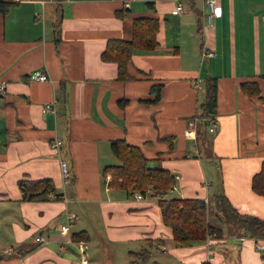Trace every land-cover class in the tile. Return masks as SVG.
I'll use <instances>...</instances> for the list:
<instances>
[{"label":"crops","instance_id":"crops-1","mask_svg":"<svg viewBox=\"0 0 264 264\" xmlns=\"http://www.w3.org/2000/svg\"><path fill=\"white\" fill-rule=\"evenodd\" d=\"M182 1L186 13L177 12L178 0H130L129 8L124 0H17L0 9V264H83L59 231L66 222L71 236L85 233L87 264H116V249L107 254L116 243L126 252L149 247L154 264H264V238L211 211L222 237L174 242L156 196L138 198L103 176L105 165L120 162L111 141L124 137L150 166L178 175L169 197L204 199L212 209L225 196L264 219V195L251 187L264 160V100L241 87L258 81L264 96V0H219L223 14L211 24L205 0ZM138 16L159 19V45L136 51L129 70L138 78L121 81L102 52L109 39L131 38ZM204 48L215 54L202 58ZM36 68L50 79L30 80ZM209 76L218 82L217 128L200 119L193 139L187 122L200 114ZM156 83L161 97L150 101ZM54 98L56 110L43 112ZM24 177L52 178L63 197L22 200Z\"/></svg>","mask_w":264,"mask_h":264},{"label":"trees","instance_id":"trees-1","mask_svg":"<svg viewBox=\"0 0 264 264\" xmlns=\"http://www.w3.org/2000/svg\"><path fill=\"white\" fill-rule=\"evenodd\" d=\"M11 1L0 2L2 11ZM160 21L157 17L138 16L133 20V34L129 39L112 38L107 41L102 52L105 61H113L118 66L117 79L127 81L138 78L130 72L129 66L133 54L140 51H149L159 45L157 33ZM162 83L153 84L151 92L155 94L157 101L161 97ZM241 87L250 95H261L258 81L247 80L241 83ZM204 97L200 103V118L203 123L209 125L206 119L217 112L218 82L214 76L204 79ZM201 121V120H200ZM111 149L119 159L118 163L107 164L103 167L104 178L111 176L109 185L119 187L129 193H149L159 197L163 222L172 229L173 240L176 243H193L204 241L208 236L220 238L223 236L221 227L209 220L210 204L200 198L169 197V190L176 183L175 174L171 170L162 167H152L148 164L149 158L144 154L141 146L130 143L126 138H116L111 141ZM22 200L57 199L63 197V193L56 188L52 178H28L18 180ZM251 187L254 192L264 195V160L260 169L256 171L251 179ZM217 209L216 214L231 226L235 225L243 231V235L255 238H264V219L254 214L238 211L225 196L214 199ZM212 213V212H211ZM72 239L78 241L86 239L84 232L72 234ZM128 264H144L151 255L149 247L129 252ZM202 264H211L204 261Z\"/></svg>","mask_w":264,"mask_h":264},{"label":"built area","instance_id":"built-area-1","mask_svg":"<svg viewBox=\"0 0 264 264\" xmlns=\"http://www.w3.org/2000/svg\"><path fill=\"white\" fill-rule=\"evenodd\" d=\"M7 1H17V0H0V2H7ZM207 8H208V12L206 14V23L207 24H211L213 22V20L217 17H221L223 14V8L222 5L220 4L219 0H205ZM124 6L126 8L130 7V0H124ZM176 10L179 13H186L189 11V8L185 6L184 2L182 0H178V2L176 3ZM36 15H39V12L36 11ZM215 52L213 50H207L206 48H204L202 50V58H205L207 56H212L214 55ZM29 79L33 80V81H47L50 79V76L48 74L47 71L44 70V68H36L34 70H32L29 73ZM194 84L196 86L200 87L201 81L200 79H196L194 80ZM5 88V84L3 82H0V90H3ZM58 102L57 98H54L52 101L47 102L46 104H44L42 106V111L43 112H47V111H55L56 110V104ZM200 115L196 114L195 116H193L192 118H190L188 120V124H187V128L185 130V133L187 136L196 139L197 137V133H198V127L200 124ZM208 120V130L210 132H215L216 128H217V123L218 121L216 120L215 115L209 116L206 118ZM62 143V139L60 138H55L51 143V147L52 148H56L58 149L60 147ZM60 164H61V170L62 173L65 177H67L69 175V170H68V164L66 162V160L61 159L60 160ZM178 175H175V177L177 178ZM108 180L111 179V176L108 175L107 176ZM149 193H152L153 190L152 189H148ZM143 194L141 192H137L135 193V195L138 198H143ZM158 199L159 197L156 196ZM74 218V217H72ZM71 216L68 217L69 220L72 219ZM59 231L61 234H64L66 236H68V241H71L72 243L75 242L77 245V249L80 253V258L81 261L83 262V264H87L88 262V251H87V247L84 243L83 240H78V241H74L72 239V236L70 235V231H69V223H62L59 225ZM37 240H42V236H37ZM257 248L261 249L264 251V240H259L257 241Z\"/></svg>","mask_w":264,"mask_h":264},{"label":"rangeland","instance_id":"rangeland-1","mask_svg":"<svg viewBox=\"0 0 264 264\" xmlns=\"http://www.w3.org/2000/svg\"><path fill=\"white\" fill-rule=\"evenodd\" d=\"M210 211L214 214L217 212V209L215 207V204L213 205L212 209H210ZM211 217L209 216V220L211 222ZM124 246H121L119 244L116 243V246H112V245H109V248L107 249V254L108 256H110V258L112 257L113 253V249H116V253L115 254V260H116V264H128V260L130 259V254H129V251L126 252V248H127V245L123 244ZM146 245V244H144ZM143 246V245H142ZM142 246H138V245H135V246H131L130 248L128 249H134V250H138L140 249ZM127 249V250H128ZM112 253V254H111ZM154 255H151L149 256L144 264H154L152 260V257ZM88 258H89V252H88Z\"/></svg>","mask_w":264,"mask_h":264},{"label":"bare ground","instance_id":"bare-ground-1","mask_svg":"<svg viewBox=\"0 0 264 264\" xmlns=\"http://www.w3.org/2000/svg\"><path fill=\"white\" fill-rule=\"evenodd\" d=\"M64 235V234H63ZM42 240H43V238H42ZM42 240H39V241H42Z\"/></svg>","mask_w":264,"mask_h":264}]
</instances>
